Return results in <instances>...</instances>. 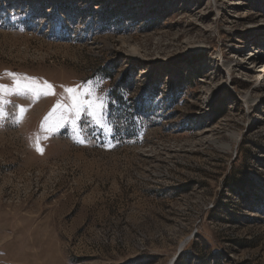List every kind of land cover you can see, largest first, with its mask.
<instances>
[{
	"label": "rangeland",
	"instance_id": "1",
	"mask_svg": "<svg viewBox=\"0 0 264 264\" xmlns=\"http://www.w3.org/2000/svg\"><path fill=\"white\" fill-rule=\"evenodd\" d=\"M263 28L264 0H0V84L56 93L0 104V264H169L186 239L175 264H264ZM88 82L101 124L43 132Z\"/></svg>",
	"mask_w": 264,
	"mask_h": 264
},
{
	"label": "snow or ice",
	"instance_id": "2",
	"mask_svg": "<svg viewBox=\"0 0 264 264\" xmlns=\"http://www.w3.org/2000/svg\"><path fill=\"white\" fill-rule=\"evenodd\" d=\"M7 75L13 77L16 82L15 88H9L6 85L0 84V104L3 103V98L5 93L12 94L16 93L19 95H25V93H30L33 96L40 95H56L55 86L47 81H41L39 78H29L22 77L17 79V74L7 73ZM21 80H26L21 87ZM66 93L64 100L58 101L52 111L47 117H45L44 123L41 125L43 132L47 133L52 129L49 127V121L53 120L56 127L62 125L66 120L69 119V115H73L74 118L71 119V124L74 131L79 134L81 129L77 126V121L81 117V113L88 111L93 117H97L96 123L101 124L103 120V110L106 105L104 100L98 95L97 91L92 87L91 82H88L86 86L77 85L75 87L61 86ZM26 111L24 107L20 108L21 117L23 118V113ZM4 110L0 107V120L4 117ZM103 126V125H102ZM41 138L47 139V135L41 137V135L35 134L33 137V146L38 152L43 154V147L40 145ZM80 143H84V139H80Z\"/></svg>",
	"mask_w": 264,
	"mask_h": 264
},
{
	"label": "trees",
	"instance_id": "3",
	"mask_svg": "<svg viewBox=\"0 0 264 264\" xmlns=\"http://www.w3.org/2000/svg\"><path fill=\"white\" fill-rule=\"evenodd\" d=\"M236 184H238V182L235 181ZM182 254V253H181ZM179 255L176 261H180L181 260V256ZM193 264H228L227 262H224L222 259H219L217 254H214L212 256H208V255H202V257L197 258L196 261Z\"/></svg>",
	"mask_w": 264,
	"mask_h": 264
},
{
	"label": "bare ground",
	"instance_id": "4",
	"mask_svg": "<svg viewBox=\"0 0 264 264\" xmlns=\"http://www.w3.org/2000/svg\"><path fill=\"white\" fill-rule=\"evenodd\" d=\"M250 18V17H249ZM263 31H264V28H263V30L262 31H260L261 32V34L263 33ZM249 48V47H248ZM245 51H247V50H245ZM246 54H247V52H246ZM139 57V56H138ZM253 57L255 58V60L256 61H261L262 60V58H263V55L262 54H260V53H258V55H257V53H255L254 55H253ZM187 241H188V239H186V240H184L183 242H181V244H180V249H183V247L185 246V244L187 243ZM174 258V257H173ZM173 258L170 260V262H169V264H172V260H173ZM175 264V263H174Z\"/></svg>",
	"mask_w": 264,
	"mask_h": 264
},
{
	"label": "water",
	"instance_id": "5",
	"mask_svg": "<svg viewBox=\"0 0 264 264\" xmlns=\"http://www.w3.org/2000/svg\"><path fill=\"white\" fill-rule=\"evenodd\" d=\"M182 252V249L179 248L177 254L174 256L173 260H172V264L175 263L176 259L178 258V256L180 255V253Z\"/></svg>",
	"mask_w": 264,
	"mask_h": 264
}]
</instances>
